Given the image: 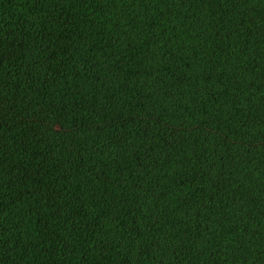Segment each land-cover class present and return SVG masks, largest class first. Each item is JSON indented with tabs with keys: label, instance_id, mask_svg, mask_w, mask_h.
I'll return each instance as SVG.
<instances>
[{
	"label": "trees",
	"instance_id": "16d2710c",
	"mask_svg": "<svg viewBox=\"0 0 264 264\" xmlns=\"http://www.w3.org/2000/svg\"><path fill=\"white\" fill-rule=\"evenodd\" d=\"M0 264H264V0H0Z\"/></svg>",
	"mask_w": 264,
	"mask_h": 264
}]
</instances>
